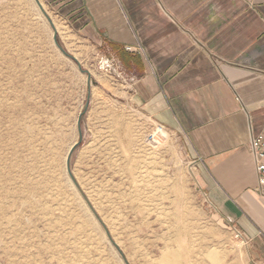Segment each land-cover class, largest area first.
I'll return each mask as SVG.
<instances>
[{
    "label": "rangeland",
    "instance_id": "rangeland-1",
    "mask_svg": "<svg viewBox=\"0 0 264 264\" xmlns=\"http://www.w3.org/2000/svg\"><path fill=\"white\" fill-rule=\"evenodd\" d=\"M39 2L67 55L34 0H0V264H250L184 136L135 104L129 61Z\"/></svg>",
    "mask_w": 264,
    "mask_h": 264
},
{
    "label": "crops",
    "instance_id": "crops-1",
    "mask_svg": "<svg viewBox=\"0 0 264 264\" xmlns=\"http://www.w3.org/2000/svg\"><path fill=\"white\" fill-rule=\"evenodd\" d=\"M42 1L92 53L129 61L135 104L184 136L216 214L264 264L248 150L264 128V0Z\"/></svg>",
    "mask_w": 264,
    "mask_h": 264
},
{
    "label": "built area",
    "instance_id": "built-area-1",
    "mask_svg": "<svg viewBox=\"0 0 264 264\" xmlns=\"http://www.w3.org/2000/svg\"><path fill=\"white\" fill-rule=\"evenodd\" d=\"M248 150L254 164L258 193L264 198V128L250 138Z\"/></svg>",
    "mask_w": 264,
    "mask_h": 264
},
{
    "label": "water",
    "instance_id": "water-1",
    "mask_svg": "<svg viewBox=\"0 0 264 264\" xmlns=\"http://www.w3.org/2000/svg\"><path fill=\"white\" fill-rule=\"evenodd\" d=\"M34 1H35L36 5L38 6V8L40 9V11L46 16V18H47V20H48L50 26L52 27V29H53V31H54L53 39H54V42H55L56 46H58L57 41H56V30H55V28H54V26H53V23L50 21V19H49V18L47 17V15L45 14V12H44V10H43V8H42V5L40 4L39 0H34ZM58 48H59V50H60L64 55H67V54L65 53V51H64L61 47L58 46ZM72 59H74V58H72ZM74 60H75V59H74ZM88 76H89V75H88ZM81 116H82V114L79 115V118H78V121H77L78 132H79V138H81V130H80V119H81ZM76 146H77V144H74V145H73V147L70 149V151H69V153H68V156H67V159H66V169H67V172H68V173H70V172H69V162H70V157H71V154L73 153V151H74V149H75Z\"/></svg>",
    "mask_w": 264,
    "mask_h": 264
},
{
    "label": "bare ground",
    "instance_id": "bare-ground-1",
    "mask_svg": "<svg viewBox=\"0 0 264 264\" xmlns=\"http://www.w3.org/2000/svg\"><path fill=\"white\" fill-rule=\"evenodd\" d=\"M38 8V7H37ZM155 133L157 134V135H159L161 138H165L166 136H167V133L165 132V131H163V130H161V129H158L157 131H155ZM153 144L155 145V138H154V141H153ZM73 147V146H72ZM71 147V148H72ZM71 148H69V149H71ZM68 149V150H69ZM70 151V150H69ZM69 153V152H68ZM67 156H68V154H66V159H67ZM65 164H66V162H65ZM79 258H81V257H79ZM83 258V257H82ZM80 260H82V259H80ZM80 260H78V261H80ZM77 261V262H78ZM75 262V261H74ZM80 263V262H79Z\"/></svg>",
    "mask_w": 264,
    "mask_h": 264
}]
</instances>
